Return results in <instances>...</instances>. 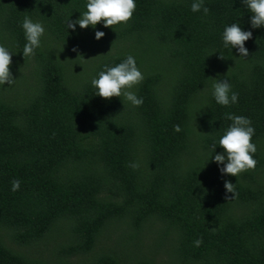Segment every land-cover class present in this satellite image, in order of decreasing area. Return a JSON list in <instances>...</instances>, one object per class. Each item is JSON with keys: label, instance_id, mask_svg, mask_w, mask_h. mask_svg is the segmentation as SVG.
<instances>
[{"label": "trees", "instance_id": "trees-1", "mask_svg": "<svg viewBox=\"0 0 264 264\" xmlns=\"http://www.w3.org/2000/svg\"><path fill=\"white\" fill-rule=\"evenodd\" d=\"M84 3L0 0V44L16 52L15 81L0 86V264H264V29L249 27L239 0H205L207 16L191 0H136L94 40L90 27L64 30ZM24 16L45 36L23 58ZM234 20L252 32L243 59L220 43ZM127 54L144 73L138 107L89 86ZM214 77L228 79L235 105L215 104ZM228 112L255 129L256 165L236 177L204 163Z\"/></svg>", "mask_w": 264, "mask_h": 264}, {"label": "clouds", "instance_id": "clouds-1", "mask_svg": "<svg viewBox=\"0 0 264 264\" xmlns=\"http://www.w3.org/2000/svg\"><path fill=\"white\" fill-rule=\"evenodd\" d=\"M239 2L249 13V27L251 29H264V0H239ZM135 8L136 0H85L84 11L79 12L78 17L70 19L69 14L65 17L63 21L64 30L65 32L66 29L71 30L75 33L77 28L82 30L90 27L94 29L92 38L100 40L105 33L95 28L98 23L102 28H112L114 25L124 24L132 17ZM189 10L192 13H200L202 16H207L209 13L205 0H191ZM20 28L24 44L19 52L23 58L32 57L35 55V51L41 47L42 37L45 36V26L39 20L24 16L20 22ZM251 37L252 32L242 29L240 22L234 20V22H228L223 26L220 32V43L231 54L234 49L235 56L243 59L248 57L245 41ZM64 43L65 38L59 46L60 50H62ZM69 51L79 54L75 45ZM212 52L218 51L213 50L210 53ZM14 53L16 52L10 50L9 47L0 44V86L5 84L10 86L15 81L10 71L11 56ZM218 54L220 58H224L219 52ZM143 79L144 73L137 66L136 58L127 54L119 62L102 64L100 70L96 71L95 75L89 79V86L93 89V94L100 98H120L123 96L124 100L132 107H138L143 103V97L137 95V88ZM210 95L215 104L223 107L237 103L238 93L232 90V85L226 78L217 79L214 77ZM224 118L230 123L208 145L204 163L210 160L216 164L217 170L222 176L236 177L256 165L254 158L256 145L252 142L255 129L246 116L228 112L224 114ZM174 130L179 131L180 129L178 126H174ZM217 146H219V151H215ZM128 166L133 169L137 167L135 162H130ZM19 187L20 181L18 179L10 181V191H16ZM223 189L225 199L235 197L234 184L227 179L223 182ZM228 193H231V197H228ZM192 244L194 247H199L201 240L197 238L192 241Z\"/></svg>", "mask_w": 264, "mask_h": 264}, {"label": "rangeland", "instance_id": "rangeland-1", "mask_svg": "<svg viewBox=\"0 0 264 264\" xmlns=\"http://www.w3.org/2000/svg\"><path fill=\"white\" fill-rule=\"evenodd\" d=\"M47 246H48V244H45L44 243V244H39V246L37 247V250L41 252V254H42L43 257H48V255L46 253ZM167 248H168V242L165 241L164 242V249H167ZM166 253H168V252L166 251Z\"/></svg>", "mask_w": 264, "mask_h": 264}]
</instances>
